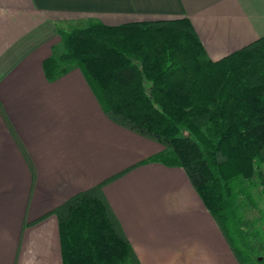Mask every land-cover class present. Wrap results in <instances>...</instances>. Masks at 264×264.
I'll use <instances>...</instances> for the list:
<instances>
[{
  "label": "crops",
  "instance_id": "crops-1",
  "mask_svg": "<svg viewBox=\"0 0 264 264\" xmlns=\"http://www.w3.org/2000/svg\"><path fill=\"white\" fill-rule=\"evenodd\" d=\"M178 17L212 60L264 36V0H0V264H63L55 211L95 187L140 264H244L185 171L149 160L162 145L111 120L77 66L44 73L63 28Z\"/></svg>",
  "mask_w": 264,
  "mask_h": 264
},
{
  "label": "trees",
  "instance_id": "trees-1",
  "mask_svg": "<svg viewBox=\"0 0 264 264\" xmlns=\"http://www.w3.org/2000/svg\"><path fill=\"white\" fill-rule=\"evenodd\" d=\"M59 36L46 77L77 66L111 120L163 146L149 160L185 171L229 240L236 194L250 205L248 185L264 194V36L217 60L187 17L91 21ZM55 212L63 264H140L98 188Z\"/></svg>",
  "mask_w": 264,
  "mask_h": 264
},
{
  "label": "rangeland",
  "instance_id": "rangeland-1",
  "mask_svg": "<svg viewBox=\"0 0 264 264\" xmlns=\"http://www.w3.org/2000/svg\"><path fill=\"white\" fill-rule=\"evenodd\" d=\"M61 45L54 47L56 55ZM253 180L257 181L255 177ZM246 194H249L252 205L241 194H236L232 202L234 214L226 226L227 233L234 246L243 248L238 249L241 262L264 264V194L260 185H248Z\"/></svg>",
  "mask_w": 264,
  "mask_h": 264
}]
</instances>
